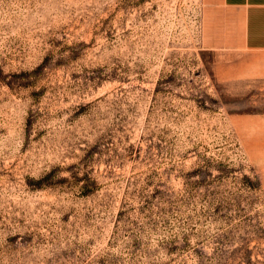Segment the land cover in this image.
I'll list each match as a JSON object with an SVG mask.
<instances>
[{
    "label": "rangeland",
    "instance_id": "obj_1",
    "mask_svg": "<svg viewBox=\"0 0 264 264\" xmlns=\"http://www.w3.org/2000/svg\"><path fill=\"white\" fill-rule=\"evenodd\" d=\"M0 264H264V49L220 0H0Z\"/></svg>",
    "mask_w": 264,
    "mask_h": 264
},
{
    "label": "crops",
    "instance_id": "obj_2",
    "mask_svg": "<svg viewBox=\"0 0 264 264\" xmlns=\"http://www.w3.org/2000/svg\"><path fill=\"white\" fill-rule=\"evenodd\" d=\"M220 5L234 13L243 46L264 49V0H220Z\"/></svg>",
    "mask_w": 264,
    "mask_h": 264
}]
</instances>
